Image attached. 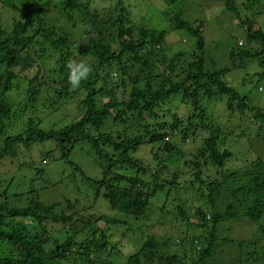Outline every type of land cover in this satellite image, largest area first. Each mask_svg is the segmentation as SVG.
<instances>
[{
	"label": "trees",
	"instance_id": "trees-1",
	"mask_svg": "<svg viewBox=\"0 0 264 264\" xmlns=\"http://www.w3.org/2000/svg\"><path fill=\"white\" fill-rule=\"evenodd\" d=\"M112 1L99 12L92 9V0H0L20 15L8 30L0 18V139L7 121L19 116L23 123L20 133L0 140V160L18 157L47 140L68 157L75 144L86 141L104 167L99 179L83 178L96 197L121 214H92L91 206L79 209L71 203L68 210L58 211L56 203L40 201L31 188L22 194L23 205L13 206L7 192L0 191V264H264V157L259 155L264 149V106L225 80L231 70L246 69L251 62L258 66L253 75L264 79V30L238 18L246 38L237 40V49L228 54L230 62L217 68L207 60L201 20L173 12L167 16L168 30L138 26L124 0ZM225 5L237 14L233 1ZM53 12L58 16L52 18ZM174 30L194 37V48L168 52L166 36ZM77 57L87 61L91 72L74 90L67 65ZM43 78L50 82L42 83ZM14 81L29 84L26 97L16 105L8 100ZM43 92L48 96L45 104ZM80 95L76 122L48 131L39 127L37 107L55 111ZM216 98L224 102L227 120L222 112L208 109L206 102ZM172 101L183 106L182 116L163 108ZM234 119L244 128L241 132L228 126ZM108 124L124 130L105 131ZM134 125L137 131L129 132ZM234 142L241 148H233ZM147 144L153 146L156 168L136 156ZM243 148L256 157L227 167L236 154L244 158ZM183 169L189 170L183 184L203 203L194 215L187 211L189 204L177 205L171 213L173 229L197 231H181L177 242L172 236L157 237L139 220H151L150 201L166 186L181 185L177 174ZM224 193L231 197L221 209ZM241 219L251 221L256 231L250 238H230L231 229L222 225ZM131 221L139 224L132 234L139 238L136 250L123 263H113L109 254L103 259L111 244L110 227L127 226L122 233L128 236Z\"/></svg>",
	"mask_w": 264,
	"mask_h": 264
},
{
	"label": "rangeland",
	"instance_id": "rangeland-1",
	"mask_svg": "<svg viewBox=\"0 0 264 264\" xmlns=\"http://www.w3.org/2000/svg\"><path fill=\"white\" fill-rule=\"evenodd\" d=\"M233 1L237 14L227 9L225 3ZM112 0H92V9L103 12L110 8ZM182 2H185L184 4ZM124 4L129 7L132 13L133 20L140 26L142 23L148 24L151 27L160 30H168V15L173 12H181L186 19H199L203 22V37L205 40L206 57L209 63L214 64L217 68L224 67L230 61L228 60L229 52L237 49L236 42L239 38H246V34L242 30L244 26L238 21V18L243 20H251L254 22V28L260 27L264 30V0L254 2L251 0H172L167 2L165 0H124ZM20 15L13 14L12 10L0 4V18L4 29L8 30L11 27L13 18H18ZM52 18L58 16L57 12L52 13ZM243 40V39H242ZM196 39L189 35L184 30L169 31L166 36V43L168 45V52H175L179 49L190 50L195 46ZM247 48V47H245ZM73 54L76 50L72 48ZM74 61L83 62L88 65L85 59L77 57ZM212 61V62H211ZM258 71V66L251 62L247 65L246 69H233L225 77L226 82L234 87L240 94L248 95L252 102L264 106V79H257L253 73ZM251 74V75H250ZM118 76L113 75V80L116 81ZM42 83L46 79H42ZM243 82V83H242ZM28 82L25 81L13 82V88L8 93V100L16 105V102L23 101L26 96ZM260 87L262 88L260 90ZM75 90V88H74ZM81 95L85 91H80ZM79 97H73L69 100L62 102L55 111L44 108L42 105L36 108L35 120H39V127L42 130L48 131L50 129L62 128L76 122L81 115L78 109ZM47 94L43 92L41 95L44 104L47 101ZM208 109L213 112L223 113L224 119L227 120L225 105L223 101L213 99L206 102ZM163 108L176 110L184 114L183 106L178 101L168 102L164 104ZM22 110V109H21ZM20 115L21 111H20ZM169 118V117H168ZM133 122V121H132ZM239 123V122H238ZM236 119L231 120L228 124L231 128H236L237 132H241L242 127L238 125ZM23 128V123L19 116H15L6 122L5 129L1 136V142L7 135H14L20 133ZM139 127L131 126L128 131L136 132ZM103 129V128H102ZM99 130V131H102ZM111 129L124 130L122 125L113 126L108 124L104 127L105 131ZM93 131V130H92ZM97 131V132H99ZM104 131V132H105ZM96 133L95 131H93ZM246 132V130H245ZM243 141L248 144V136L244 135ZM192 145V144H191ZM151 145H144L137 151L138 156L142 162L151 167H155L152 160L155 159L154 153H151ZM191 146L185 147L184 150L188 151ZM233 148H241L237 143H233ZM235 149V150H237ZM154 150V149H153ZM49 152L48 157L45 155ZM244 158L238 154L234 160L228 163L227 167L235 168L245 163V159L256 157L254 151H242ZM264 157V149L260 154ZM15 158H4L0 160V191H6L9 195V203L13 206H21L26 201L22 195L33 191V195H37L39 200L51 204H57V210H66L68 204L71 203L74 207L82 209L86 206L93 208L92 214H102L109 217H121L118 211L111 209L102 196L96 197L94 189L88 184L84 178L99 179L102 175L104 163L93 153L91 146L86 141H79L75 144L73 151L68 157H63L62 152L56 147L52 140H47L42 143H35L23 153H19ZM43 160L45 162L43 163ZM181 164V163H180ZM76 166L82 170L80 172ZM177 167L176 164L171 166L170 171ZM189 170L183 169L182 172L177 174V181L181 185L166 186L164 192L160 193L158 197L150 201V212L152 214L151 220H139L151 226L157 237L172 236L177 242L180 241L181 231H185L191 235L197 232L194 228L184 227L178 231V227L173 229L176 225L174 220L169 217L171 213L175 212L177 205H187L188 213L194 215L196 207L202 205L203 201L197 198L196 194L193 196L190 188H186L184 180H188ZM185 173V174H183ZM211 174L215 175L214 170ZM219 177V176H217ZM169 192V194H167ZM231 194L223 195L222 203L218 206L223 209L225 201H230ZM239 200H244V197L239 194ZM187 206V207H188ZM68 210V209H67ZM193 218V216H191ZM196 220V218H195ZM102 222V221H101ZM155 223V224H154ZM128 224V223H127ZM222 224V223H221ZM132 230L127 233L128 236L123 235L124 229L127 226L110 227L109 237L110 245L108 249L102 254L103 259H107V255L111 256L113 263H123L127 257L132 254L139 245V238L132 236L134 228L139 227L138 221H131ZM123 227V229H121ZM222 227H228L231 231L228 234L232 235L230 238H235L238 234H245L246 238H250L256 227L248 219L233 220L226 222ZM221 229V228H219ZM194 230V231H193ZM147 231V230H146ZM137 232V228H136ZM144 231H140V233Z\"/></svg>",
	"mask_w": 264,
	"mask_h": 264
},
{
	"label": "clouds",
	"instance_id": "clouds-1",
	"mask_svg": "<svg viewBox=\"0 0 264 264\" xmlns=\"http://www.w3.org/2000/svg\"><path fill=\"white\" fill-rule=\"evenodd\" d=\"M68 67V80L73 88L80 86L81 82L86 80L91 72V67L83 62L71 61Z\"/></svg>",
	"mask_w": 264,
	"mask_h": 264
}]
</instances>
